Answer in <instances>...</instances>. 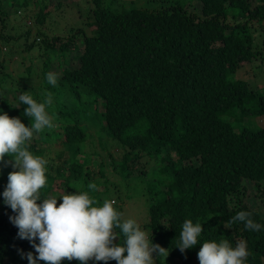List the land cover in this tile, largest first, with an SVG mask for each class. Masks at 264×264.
I'll list each match as a JSON object with an SVG mask.
<instances>
[{
	"label": "trees",
	"instance_id": "trees-1",
	"mask_svg": "<svg viewBox=\"0 0 264 264\" xmlns=\"http://www.w3.org/2000/svg\"><path fill=\"white\" fill-rule=\"evenodd\" d=\"M47 1L0 0V110L27 126L32 123L23 115L27 105L15 108L19 94L29 91L41 102L53 95L46 110L55 126L28 142L34 155L48 161L41 197L57 196L54 184L63 180L67 191L88 192L101 205L97 180L110 179L109 167L125 178L156 172L158 186L147 182L148 213L139 222L153 243L168 249L156 264H199V245L183 253L176 248L186 219L203 224L201 243L227 239L235 246L243 240L246 264H264V230L249 231L240 222L225 227L242 210L264 224V125L256 123L264 118L263 85L238 76L247 63L264 61V0H153L154 5L118 10L106 0H75L86 3V20L63 38L42 27L52 7ZM197 3L200 10H192ZM31 6L39 9L31 13L38 29L33 39V22L14 33V24L9 29L7 23ZM22 37L27 45L21 51L35 49L43 58L37 86L26 85L32 81V61L20 74L26 83L19 79L18 85H8L13 77L5 72L3 43ZM52 68L59 76L56 87L45 77ZM95 127L106 136L100 140L104 145L111 141L121 150L119 155L107 150L110 164L101 151L89 152L100 156L98 165L84 152L88 143L96 146ZM13 170L5 156L0 162V264H28L26 253L35 256V249L18 237L9 219L14 213L3 203ZM248 181L254 183L258 205L247 200Z\"/></svg>",
	"mask_w": 264,
	"mask_h": 264
},
{
	"label": "clouds",
	"instance_id": "clouds-1",
	"mask_svg": "<svg viewBox=\"0 0 264 264\" xmlns=\"http://www.w3.org/2000/svg\"><path fill=\"white\" fill-rule=\"evenodd\" d=\"M149 3L154 2L149 0ZM45 77L48 84L57 86V73L50 71ZM18 101L15 108L21 103L27 105L23 115L31 117L32 123L26 126L20 118L10 117L0 110V162L7 156L14 169L8 174L2 196L3 203L14 213L9 219L18 228V237L28 240L35 249V256L32 252L26 253L28 264H39V261L62 264L65 259L77 260L80 264H88L90 260L93 264L100 261L107 264L113 260L117 264H156L159 256L168 255V249L153 243L152 234L149 235L137 220L125 219L110 200L97 205L84 191H65L58 197H41L40 190L47 182L48 161L34 155L28 142L35 134L55 126L46 110L53 104V95L49 92L41 102L29 91H22ZM89 188L94 189L95 185L90 184ZM58 198L62 200L59 206ZM237 222L243 223L249 231L264 230V224L254 221L248 211L237 212L225 227L232 228ZM116 229L120 230L119 234ZM203 229L200 222L186 219L176 248L183 253L199 245V264H246L249 253L245 241H239L235 246L227 239L201 243ZM117 238L119 242H116Z\"/></svg>",
	"mask_w": 264,
	"mask_h": 264
},
{
	"label": "rangeland",
	"instance_id": "rangeland-1",
	"mask_svg": "<svg viewBox=\"0 0 264 264\" xmlns=\"http://www.w3.org/2000/svg\"><path fill=\"white\" fill-rule=\"evenodd\" d=\"M108 1L111 6L116 9H120L122 6L144 7L146 5H154V3L150 4L149 0H106V2ZM47 3L52 7L50 10V15L46 18V22L42 27L45 29V32L48 35H59V37H64L70 34V32L76 31L75 29L80 28L82 26V23L86 20V17L84 15L86 3L84 1L77 2L75 0H49L47 1ZM190 8L192 10H200V4L197 3ZM35 11H38V7L31 6L29 10L25 11V13L22 12L20 14L19 12H16L15 14H13L12 17L7 21L9 29L11 25L14 24L12 31H10L12 33H14L15 31L25 32V30L27 29V27L24 26L25 22L29 24L33 22V24H30V26L34 27L32 28V34L29 36V39H33L38 31V29L35 28V18L31 17V13ZM21 27L22 30H20ZM70 28H73V30L71 31ZM3 44V55L6 62L5 72L11 73L13 77V80H8V85H18L20 74L25 72L27 63L30 61H32L33 63L34 71L30 77L32 81L30 82V84L26 85L37 86L38 84H40L43 80L41 72L43 58H40L39 52L35 49H33L30 53L26 51L22 52V46L27 45V40L24 37H22V39L17 43L12 42L10 44ZM26 57L28 61L25 59ZM70 60L71 56L68 55L67 60L65 59V61L66 63H68ZM73 65L78 66L79 63L75 61ZM247 65L249 66H244V69L238 72V76L251 77V81L256 84L258 83L260 85H263L260 91H264V61L254 59L252 63H247ZM55 71H57V69L52 68V72ZM20 82L22 84H25L26 80L20 79ZM250 121L248 120V123ZM256 123L264 125V122L259 123L257 120ZM95 129L96 127L93 128L92 131L94 133L93 143H96V146L88 143L84 152L86 156L89 155L92 161H95V164L98 165V161L101 160L100 156L97 154L96 157H94V155H91L89 152H91L92 149L101 151L106 162L110 164V159L107 156V150H110L112 152L117 150L118 155L121 154V150L118 151V149H116V146L111 141H109L108 145H104L100 140L103 139V136L105 138L106 136L104 135V133L102 136L101 134H98V132H94ZM99 141L101 142L103 147L107 148L106 150L100 148L101 145L99 144ZM83 156L84 155H81V159H83ZM108 172L110 174L109 177L111 180L109 178H107L106 180H101V178H99L97 180L99 183L102 182V184L97 187V191L100 193V195L103 193V201H112L116 210L123 213L125 219L133 218L137 220L138 223L141 222L143 219H145L148 213V194L146 192L147 182L152 181L154 187H157L158 174L156 172H145V174H142V176H140L138 173H135L134 175L125 178L117 170L112 171L110 167ZM56 184H58V197L67 190L64 187L65 183L63 180L60 182L57 181L54 185ZM72 184L73 186L81 188L80 183L75 184V182L72 181ZM247 195L248 201L256 202L253 205H258L260 203L259 198H257L259 196L256 195V188L254 187V183L251 181H248ZM58 200L59 203L62 202L61 199L58 198Z\"/></svg>",
	"mask_w": 264,
	"mask_h": 264
}]
</instances>
